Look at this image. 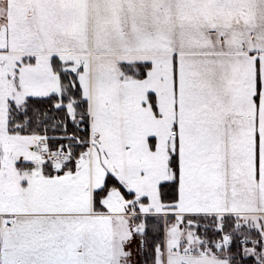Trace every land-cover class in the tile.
<instances>
[{
	"label": "snow or ice",
	"instance_id": "snow-or-ice-1",
	"mask_svg": "<svg viewBox=\"0 0 264 264\" xmlns=\"http://www.w3.org/2000/svg\"><path fill=\"white\" fill-rule=\"evenodd\" d=\"M0 264H264V0H0Z\"/></svg>",
	"mask_w": 264,
	"mask_h": 264
}]
</instances>
